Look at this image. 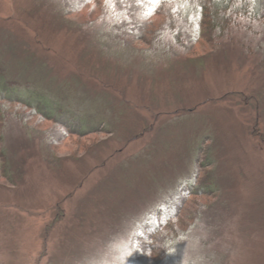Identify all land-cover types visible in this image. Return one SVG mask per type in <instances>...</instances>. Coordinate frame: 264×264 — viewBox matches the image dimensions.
<instances>
[{
	"label": "rangeland",
	"instance_id": "1",
	"mask_svg": "<svg viewBox=\"0 0 264 264\" xmlns=\"http://www.w3.org/2000/svg\"><path fill=\"white\" fill-rule=\"evenodd\" d=\"M161 4L0 0V264H264V27L170 52Z\"/></svg>",
	"mask_w": 264,
	"mask_h": 264
},
{
	"label": "trees",
	"instance_id": "2",
	"mask_svg": "<svg viewBox=\"0 0 264 264\" xmlns=\"http://www.w3.org/2000/svg\"><path fill=\"white\" fill-rule=\"evenodd\" d=\"M82 2L83 0H62L65 9L71 10L72 12L76 11L77 6ZM107 4V10L112 9L113 12L108 11V14H105L106 16H104V18H110L111 21L114 18L112 15L115 14L116 16L117 12H129L130 10L127 5L128 0H112V3H106V5ZM161 7L163 9L162 11H158V14L163 11L165 13L166 10L169 23L162 27L164 30L163 40H160L159 43L161 42L162 44H165L170 52L173 49L179 48L181 50L180 52L183 53L184 46H181V42H186L189 39L188 35L190 33L198 35L199 38L215 40L217 38L232 36L237 31L235 29L244 26V23L248 24L247 30L252 34L253 31L254 33H257V28L264 27V0H162ZM216 7H218V10ZM217 15L222 18L220 22L217 21ZM132 18L135 20L137 18L135 11L132 13ZM236 25L239 27H235ZM171 26H173V28H170ZM27 106L31 109L36 108L33 105L31 106L30 103H28ZM179 193H176L171 197V199H175V203L180 199ZM169 204H172L171 207L169 205L171 212L163 210L164 214L167 218H170V216L172 217V214H176L174 215L175 218L177 212L179 213L180 211L182 203H180V205H173V203L170 202ZM158 212L159 211L157 210L151 213L153 216L157 217L155 227H158L157 224L160 222ZM150 218L151 216L148 215L144 220L142 219V228L140 232L136 234L134 242H132V254L135 256L138 255V253L146 255L148 251L142 238L147 228L151 227ZM150 231L152 233L156 232L155 228H152ZM180 236L181 237L173 240L174 242H172L171 237H168L159 248H156L159 250L158 257L162 260L156 264H165V261L173 255L175 247L172 246L182 240L183 236L181 234ZM169 242L172 243L170 244Z\"/></svg>",
	"mask_w": 264,
	"mask_h": 264
},
{
	"label": "snow or ice",
	"instance_id": "3",
	"mask_svg": "<svg viewBox=\"0 0 264 264\" xmlns=\"http://www.w3.org/2000/svg\"><path fill=\"white\" fill-rule=\"evenodd\" d=\"M105 2L110 4V3H112V0H105ZM148 2L150 4L159 5L161 0H148ZM149 14H151V13H149ZM125 255H127V252L125 253Z\"/></svg>",
	"mask_w": 264,
	"mask_h": 264
}]
</instances>
